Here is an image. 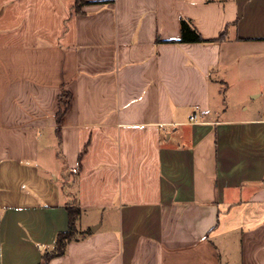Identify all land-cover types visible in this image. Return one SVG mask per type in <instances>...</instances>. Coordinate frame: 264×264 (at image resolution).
Masks as SVG:
<instances>
[{
  "label": "crops",
  "instance_id": "crops-1",
  "mask_svg": "<svg viewBox=\"0 0 264 264\" xmlns=\"http://www.w3.org/2000/svg\"><path fill=\"white\" fill-rule=\"evenodd\" d=\"M84 1L0 0V264H264V0Z\"/></svg>",
  "mask_w": 264,
  "mask_h": 264
},
{
  "label": "trees",
  "instance_id": "trees-1",
  "mask_svg": "<svg viewBox=\"0 0 264 264\" xmlns=\"http://www.w3.org/2000/svg\"><path fill=\"white\" fill-rule=\"evenodd\" d=\"M84 0H77V10H80L82 5H84ZM182 43L192 42V43H206L209 42L200 35V33L195 29L192 22L186 19L182 20ZM72 99L71 92L63 90L59 97V112L57 114V122L60 127L64 115L67 113L70 107ZM58 128L57 133L59 137L61 136ZM67 210L69 212V229L65 232H61L57 236L55 243V249L52 252L46 253L44 256V263L48 264L54 257L62 256L66 252L68 244L74 240H77L81 235L79 231L78 223L82 215V209L76 202H71L67 204Z\"/></svg>",
  "mask_w": 264,
  "mask_h": 264
},
{
  "label": "built area",
  "instance_id": "built-area-1",
  "mask_svg": "<svg viewBox=\"0 0 264 264\" xmlns=\"http://www.w3.org/2000/svg\"><path fill=\"white\" fill-rule=\"evenodd\" d=\"M192 119H193V120L196 119V116L192 117Z\"/></svg>",
  "mask_w": 264,
  "mask_h": 264
},
{
  "label": "rangeland",
  "instance_id": "rangeland-1",
  "mask_svg": "<svg viewBox=\"0 0 264 264\" xmlns=\"http://www.w3.org/2000/svg\"><path fill=\"white\" fill-rule=\"evenodd\" d=\"M74 202V201H73Z\"/></svg>",
  "mask_w": 264,
  "mask_h": 264
}]
</instances>
